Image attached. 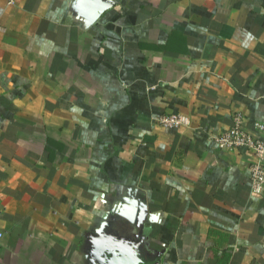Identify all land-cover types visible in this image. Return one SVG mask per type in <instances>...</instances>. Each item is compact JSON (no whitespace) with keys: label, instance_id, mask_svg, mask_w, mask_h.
Segmentation results:
<instances>
[{"label":"crops","instance_id":"obj_1","mask_svg":"<svg viewBox=\"0 0 264 264\" xmlns=\"http://www.w3.org/2000/svg\"><path fill=\"white\" fill-rule=\"evenodd\" d=\"M237 115L264 0H0V264H264Z\"/></svg>","mask_w":264,"mask_h":264},{"label":"built area","instance_id":"obj_2","mask_svg":"<svg viewBox=\"0 0 264 264\" xmlns=\"http://www.w3.org/2000/svg\"><path fill=\"white\" fill-rule=\"evenodd\" d=\"M159 122L168 129L190 123L187 116L175 113L161 116ZM216 142L222 150H244L254 154L255 161L250 165L251 189L255 195L264 196V122H255L249 129L237 115L234 123L216 136Z\"/></svg>","mask_w":264,"mask_h":264},{"label":"water","instance_id":"obj_3","mask_svg":"<svg viewBox=\"0 0 264 264\" xmlns=\"http://www.w3.org/2000/svg\"><path fill=\"white\" fill-rule=\"evenodd\" d=\"M119 262V260L117 261V263ZM135 264H136V262H135Z\"/></svg>","mask_w":264,"mask_h":264}]
</instances>
